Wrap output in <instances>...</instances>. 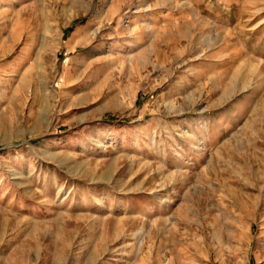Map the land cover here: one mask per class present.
I'll return each instance as SVG.
<instances>
[{
	"label": "rangeland",
	"instance_id": "obj_1",
	"mask_svg": "<svg viewBox=\"0 0 264 264\" xmlns=\"http://www.w3.org/2000/svg\"><path fill=\"white\" fill-rule=\"evenodd\" d=\"M0 264H264V0H0Z\"/></svg>",
	"mask_w": 264,
	"mask_h": 264
}]
</instances>
